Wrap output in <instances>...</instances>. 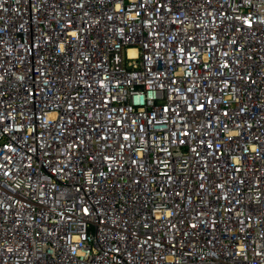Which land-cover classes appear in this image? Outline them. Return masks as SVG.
<instances>
[{
	"label": "built area",
	"instance_id": "obj_1",
	"mask_svg": "<svg viewBox=\"0 0 264 264\" xmlns=\"http://www.w3.org/2000/svg\"><path fill=\"white\" fill-rule=\"evenodd\" d=\"M0 264H264V0H0Z\"/></svg>",
	"mask_w": 264,
	"mask_h": 264
},
{
	"label": "bare ground",
	"instance_id": "obj_2",
	"mask_svg": "<svg viewBox=\"0 0 264 264\" xmlns=\"http://www.w3.org/2000/svg\"><path fill=\"white\" fill-rule=\"evenodd\" d=\"M129 55H134V53H135V51H133V50H129Z\"/></svg>",
	"mask_w": 264,
	"mask_h": 264
}]
</instances>
